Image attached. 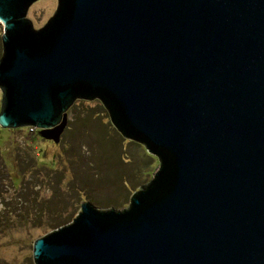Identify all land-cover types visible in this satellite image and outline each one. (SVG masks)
Returning <instances> with one entry per match:
<instances>
[{
	"label": "water",
	"instance_id": "95a60500",
	"mask_svg": "<svg viewBox=\"0 0 264 264\" xmlns=\"http://www.w3.org/2000/svg\"><path fill=\"white\" fill-rule=\"evenodd\" d=\"M0 0V126L58 140L76 100L159 158L120 211L81 204L35 264H264V0ZM153 175V174H152Z\"/></svg>",
	"mask_w": 264,
	"mask_h": 264
},
{
	"label": "rangeland",
	"instance_id": "374dc122",
	"mask_svg": "<svg viewBox=\"0 0 264 264\" xmlns=\"http://www.w3.org/2000/svg\"><path fill=\"white\" fill-rule=\"evenodd\" d=\"M57 6L58 0L33 3L34 28L44 27ZM2 34L0 24V60ZM1 100L0 89V109ZM159 165L143 144L116 130L99 99L76 100L58 140L34 126H0V264H35L34 242L72 222L84 202L126 209Z\"/></svg>",
	"mask_w": 264,
	"mask_h": 264
},
{
	"label": "trees",
	"instance_id": "16d2710c",
	"mask_svg": "<svg viewBox=\"0 0 264 264\" xmlns=\"http://www.w3.org/2000/svg\"><path fill=\"white\" fill-rule=\"evenodd\" d=\"M40 132L42 133V131L40 130Z\"/></svg>",
	"mask_w": 264,
	"mask_h": 264
}]
</instances>
